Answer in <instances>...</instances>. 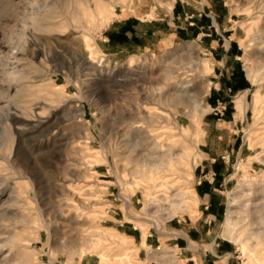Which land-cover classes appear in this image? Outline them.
Returning <instances> with one entry per match:
<instances>
[{
    "label": "rangeland",
    "instance_id": "1",
    "mask_svg": "<svg viewBox=\"0 0 264 264\" xmlns=\"http://www.w3.org/2000/svg\"><path fill=\"white\" fill-rule=\"evenodd\" d=\"M174 1L195 13L190 23L202 13L194 37L180 35L168 46L130 55L111 54L100 44L102 31L123 10L152 8L156 16ZM200 2L0 0V164L5 168L0 178L14 172L10 159L27 176L1 180L0 205L11 206L13 219L0 222L23 232L33 264H126L120 259L126 251L135 264H188L187 246L169 239L175 235L169 229L197 215L195 186L205 182L226 201V213L214 228L235 247L231 264H246L250 253L257 262V242L264 248V237L256 236L264 231V0H208L204 10ZM207 14H217L219 27ZM201 31L205 34L198 38ZM229 42L236 52L228 60L237 62L250 91L246 96L244 89L227 88L226 96L211 105L206 97L214 87L211 80L223 78L213 67ZM87 48H93L94 64L103 62L102 67L83 58ZM232 69H222L225 79L233 77ZM11 113L33 124L19 134ZM205 130L224 170L219 175L209 169L195 180ZM60 134L65 139L59 140ZM184 150L185 162L176 163ZM156 193H164V200L152 202ZM234 196L239 201L233 218L247 238V254L223 235ZM123 197L131 199L133 218ZM22 213L29 214L31 224L19 221ZM2 230V236L10 231ZM97 231L129 239L126 245L105 243ZM142 235L158 240L146 244L144 237L141 243ZM104 246L106 261L98 253ZM88 249L92 252L82 255ZM17 250L0 248V258Z\"/></svg>",
    "mask_w": 264,
    "mask_h": 264
},
{
    "label": "crops",
    "instance_id": "2",
    "mask_svg": "<svg viewBox=\"0 0 264 264\" xmlns=\"http://www.w3.org/2000/svg\"><path fill=\"white\" fill-rule=\"evenodd\" d=\"M207 2L208 0H201L199 9L204 10V4ZM182 6L181 3L174 1L171 9H166V12L160 7L158 9L159 14L157 13L156 16L153 15L154 9L152 8L139 13L135 9L123 10L102 31L99 38L100 44L111 54L130 55L168 46L180 35L194 37L199 32L197 28L200 27L199 23H201L202 13L198 12L196 18H193L191 20L193 22L190 23L187 20H189L190 15H195V13H191L187 8L185 11ZM185 14H187V17H184ZM207 15L211 18L212 24L219 27L216 24L218 20L217 14ZM189 32L192 34L190 35ZM218 33L221 34L220 28ZM203 34L205 33L201 31L198 34V38H201ZM234 52H236V46L229 42L227 53L221 56L219 60H216L217 65L215 64L213 71L217 78L219 74H222L223 78L211 80L214 87H211L206 94L211 105H215L218 98L226 96L227 88L233 87V89H239L238 91L244 89L243 94L246 96L249 94V83L243 77L239 65L237 62L232 65L228 60L229 55ZM228 66L233 68L231 73L233 77L225 79L222 69ZM236 138L233 137V140L235 141ZM201 144L203 148L200 149V152L203 159L196 166L194 179H201L204 171L209 169H215L221 175L224 170L222 161L219 158V153L212 151L214 146L211 144L207 130H205ZM216 161L217 163L214 164ZM195 191L199 196L197 215L194 217L188 215L175 221L169 229L175 235L173 237L170 236L169 239L173 241L178 239L180 246H187L184 249L183 257L188 264H217L222 262L224 258L227 260L226 263L224 262L225 264H231L235 247L231 241L221 236L219 231L214 228L216 222L220 221L226 213V201L220 193L214 191L212 186L206 182L195 186ZM205 204H209V206L204 207L203 205ZM137 235L133 234L131 237L136 241ZM140 239L141 243H143V235ZM157 240L158 238L145 237L146 244L156 243ZM222 255L224 256L222 257Z\"/></svg>",
    "mask_w": 264,
    "mask_h": 264
},
{
    "label": "bare ground",
    "instance_id": "3",
    "mask_svg": "<svg viewBox=\"0 0 264 264\" xmlns=\"http://www.w3.org/2000/svg\"><path fill=\"white\" fill-rule=\"evenodd\" d=\"M36 2V1H35ZM45 3H47V1H45ZM99 3V2H98ZM46 5H48V4H46ZM173 5V4H172ZM37 9H39V5H38V8ZM35 10H36V7H35ZM35 10H33V11H35ZM42 11V10H41ZM40 11V12H41ZM38 12V11H37ZM36 13V12H35ZM43 13V12H42ZM100 13V12H99ZM55 38V37H54ZM87 42V41H86ZM84 45V44H83ZM87 45H88V47H90L91 45L89 44V43H87ZM94 46V45H93ZM84 47V46H83ZM36 48V47H35ZM40 48V47H39ZM99 49V48H98ZM43 50V49H42ZM88 52H86V53H82V56H83V58L86 60V61H88V62H90L91 64H94L95 62H96V60L93 58L94 57V50H93V48H87L86 49ZM47 52V51H46ZM36 54H37V56H40L41 54H42V51L40 50V49H38L37 51H36ZM98 55V54H97ZM16 57V56H15ZM101 59H103L102 57H101ZM87 64V63H86ZM95 65V64H94ZM87 66H89V65H87ZM95 66H97V67H102L103 66V62H100V63H97V65H95ZM90 69V68H89ZM14 70V69H13ZM19 70V69H18ZM15 71V70H14ZM250 73H249V76L252 78V79H255V77H254V74H253V72L252 71H249ZM14 73V72H13ZM17 73V72H16ZM10 74V73H9ZM12 74V73H11ZM11 74H10V76H11ZM16 75H18L19 77H24L25 76V73H17ZM37 83V82H36ZM43 83V82H42ZM184 84V83H183ZM59 86V85H58ZM181 87H183L182 85H181ZM17 88V87H16ZM48 96V95H47ZM43 102V101H42ZM41 103V102H40ZM73 103H74V101H73ZM45 104V103H44ZM66 108V107H65ZM55 109V108H54ZM33 111V110H32ZM55 111V110H54ZM37 112V111H36ZM52 112V111H51ZM65 112V111H64ZM62 113V112H61ZM135 113V112H134ZM54 114V113H53ZM60 116V115H59ZM11 117L12 118H14V120H15V123H18V125L16 126V129H17V131H19V130H25V128H26V126H29V125H32L33 123L31 122V121H29V119H27V118H24V117H21V116H19V115H17V114H14V113H11ZM162 118V117H161ZM34 121V120H33ZM124 121H125V119H124ZM43 121L42 120H40L38 123L41 125V123H42ZM14 123V122H13ZM46 123V122H45ZM34 126V125H33ZM13 127H15V126H13ZM42 128V127H41ZM38 130V129H37ZM40 130V129H39ZM27 131V130H26ZM16 132V131H15ZM18 133V132H17ZM150 133V132H149ZM19 134H21L20 133V131H19ZM26 134V133H25ZM50 134V133H49ZM147 134V133H146ZM27 135H28V133H27ZM124 135V134H123ZM151 135V134H150ZM60 136H62V134H60ZM145 136V135H144ZM55 140H58V138L56 137V135H55ZM63 139H65V137H60L59 138V140H63ZM53 142V141H52ZM56 142H58V141H56ZM67 142V141H66ZM47 143V142H46ZM51 144V143H50ZM55 144V143H54ZM47 146V145H46ZM174 153V152H173ZM186 155H187V152L184 150V151H182V152H180V153H178L177 155H176V157H175V161H176V163H181V162H185V158H186ZM168 157V156H167ZM174 158V157H173ZM10 161V163H11V167L14 169V172H11L10 171V173H6L5 175H3L1 178H0V186L2 185V182H1V180H9L10 178H12V176L14 175V174H17L15 177H18V178H23V179H25V177H27L25 174H23L20 170H18L17 168H16V166H15V162L13 161V160H9ZM22 164H24V163H22ZM157 164V163H156ZM187 165H189L188 163H186ZM155 165V164H154ZM153 166V165H152ZM194 166H195V164H191V168L193 169L194 168ZM25 167V166H24ZM157 167H159L160 168V166H157ZM6 169H9V167L7 168L6 167ZM2 170H5V168L3 167V165L2 164H0V173L2 172ZM148 170V169H147ZM242 170V169H241ZM158 177V176H157ZM245 178V177H244ZM23 181V180H22ZM64 181V180H63ZM25 182V181H24ZM88 183V182H87ZM66 184V183H65ZM94 184V183H93ZM20 185H22V184H20ZM7 186V185H6ZM170 186V185H169ZM100 187V186H99ZM161 187L162 186H159V187H156V189H155V191L156 192H158L157 190H161ZM171 187H173V186H171ZM178 187V186H177ZM84 188V187H83ZM170 188V187H169ZM10 190V189H9ZM22 190V189H21ZM59 190V189H58ZM84 190V189H83ZM89 190V189H88ZM11 191V190H10ZM20 190H18V192H19ZM82 191V190H81ZM175 191H176V189H175ZM21 192V191H20ZM24 192V191H23ZM146 192H148V191H146ZM168 192V191H167ZM3 193V192H2ZM78 193V192H77ZM144 193H145V191H144ZM155 193V192H154ZM97 194V193H96ZM164 195V193H156L154 196H151L150 198L152 199V202H155V201H158V202H161L162 200H164L163 198L161 199L160 197V195ZM181 194V196H184V192H181L180 193ZM179 194V195H180ZM195 194V196H196V198L198 199V196H197V194H196V192L194 193ZM167 195V194H166ZM172 195H173V193H172ZM171 195V197H173ZM54 196V195H53ZM236 196V195H235ZM234 196V198L232 199V201H231V203H230V208H229V211H228V215H227V218H226V223H225V229H224V231H223V235L224 236H226V237H229L230 238V240L232 239L234 242H236V243H238L239 245H240V247L243 249V252H244V254H247V238H245L244 236H243V234H241V232H239L238 231V228H237V224H238V222H237V220L236 219H234L233 218V214H234V208H235V206L237 205V203H238V201H239V199H238V196L237 197H235ZM52 197V196H51ZM124 198V200H125V203H126V210H127V214H128V216L130 217V218H133L134 217V215H132L129 211H128V209H130V207H131V204H132V202H131V199H128V198H126V197H123ZM145 198V197H144ZM165 198H167V197H165ZM179 198V197H178ZM8 199V198H7ZM150 199V200H151ZM181 199V198H180ZM38 200V199H37ZM98 202V201H97ZM178 202V201H177ZM151 203V202H150ZM1 204H2V202H1ZM51 204V203H50ZM6 206V205H5ZM8 206V205H7ZM27 207H29V206H27ZM93 209H95V208H93ZM10 211H12V208H11V206H9V207H3L2 205H0V219H3V220H7V219H13L12 218V216L13 215H10ZM58 212V211H57ZM98 212V211H97ZM91 213V212H90ZM86 215V214H85ZM152 216V215H151ZM14 218H17V217H14ZM142 218H144L145 220H148V222L149 223H151V224H155L156 225V223H157V221H155V220H152L151 218H149V217H142ZM1 221V220H0ZM19 221H22V223L25 225V226H27L29 223L31 224V219H30V216H29V214H23L22 213V215L20 216V220ZM52 222V221H51ZM1 223V222H0ZM46 223V222H45ZM140 223V222H139ZM139 223H138V225H139ZM17 224V223H16ZM96 224V223H95ZM224 224V223H223ZM0 226H2V223L0 224ZM34 226H35V224H34ZM47 227H49V224H47L46 225ZM139 226H141V225H139ZM158 226H159V224H158ZM261 226H262V224H261ZM3 228H9V230L10 231H8V234H6V235H4V236H2L3 235V233H5V232H3V228L1 229L0 228V248H3L4 249V247H9V249L10 250H12L13 251V249L14 248H16V249H18L17 250V253H12V255H11V257H2V258H0V264H33V257H32V255H31V253L28 251V250H26V248L24 247V245H23V243H22V238H23V236H24V234H23V232H20L19 230H17L16 229V225H14V224H5V226L3 225L2 226ZM263 227V226H262ZM28 228V227H27ZM33 228V227H32ZM260 229V228H259ZM263 229H264V227H263ZM25 230V229H24ZM28 230V229H27ZM35 230V229H34ZM49 230V229H48ZM89 230V229H88ZM253 230V229H252ZM91 232V231H90ZM119 233V235H120V237H121V239H113V237L114 236H112L111 234H109V233H106V232H102V231H97V234L98 235H100L101 237H104L105 238V240L104 241H106L105 243H116V245L117 244H124V245H126V240L125 239H129L128 238V236H126L125 234H123V233H120V232H118ZM249 233H251V232H249ZM26 234H28V233H26ZM93 234V233H92ZM96 234V235H97ZM253 234V233H252ZM30 235V234H29ZM161 235H162V233H161ZM256 236L257 237H264V231H257L256 232ZM255 236V237H256ZM145 237V236H144ZM249 237H251L250 235H249ZM115 238V237H114ZM223 238V237H222ZM252 238V237H251ZM91 239V238H90ZM89 239V240H90ZM93 240H99L100 238H92ZM131 239V238H130ZM27 240V239H26ZM24 241V240H23ZM131 241H133V240H131ZM232 241V242H233ZM263 241H264V238H263ZM128 242V241H127ZM93 243V242H92ZM212 243V242H211ZM255 243V242H254ZM29 244V243H28ZM91 244V243H90ZM251 244V243H250ZM107 245V244H106ZM260 245H261V243H260V241H258L257 242V244H256V249H258V252L260 253V256L257 258V262H255L254 260H253V253H250L249 254V258H248V261L246 262V264H264V248H262V247H260ZM93 246L96 248L97 246H98V243L97 242H94L93 243ZM92 246V247H93ZM102 248V247H101ZM106 248L107 247H105L104 246V248L103 249H100V251L98 252L99 253V257L101 258V260L102 261H106L107 259H108V254L106 253ZM130 248V247H129ZM128 248V249H129ZM170 248V247H169ZM30 250H32L31 248H30ZM98 250V249H97ZM33 251V250H32ZM36 251V250H35ZM48 251V250H47ZM37 252V251H36ZM39 252V251H38ZM87 252H92V249H88V250H83L82 251V255L83 254H86ZM94 252V251H93ZM95 252H97V251H95ZM249 252V251H248ZM34 253V252H33ZM121 253V252H120ZM212 253V252H211ZM98 255V254H97ZM122 255V257L120 258L121 260H124V262L126 263V264H135L134 263V261L132 260V258H131V254L128 252V251H126V252H124V253H122L121 254ZM113 256V255H112ZM224 255H222V257H223ZM247 256V255H246ZM245 256V257H246ZM117 257H119V256H117ZM221 257V256H220ZM244 257V256H243ZM255 257V256H254ZM257 257V256H256ZM16 260L15 262H12V260ZM115 259V258H114ZM117 259V258H116ZM256 259V258H255ZM229 260V259H228ZM117 261V260H116ZM185 261V260H184ZM226 259L224 258L223 260H222V262H225L226 263ZM179 262V261H178ZM186 262V261H185ZM194 262H195V260H194ZM176 263V262H175ZM221 263V262H220ZM107 264V263H106Z\"/></svg>",
    "mask_w": 264,
    "mask_h": 264
}]
</instances>
